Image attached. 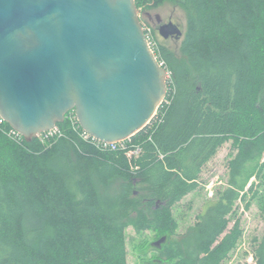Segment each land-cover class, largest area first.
Here are the masks:
<instances>
[{
  "label": "trees",
  "instance_id": "16d2710c",
  "mask_svg": "<svg viewBox=\"0 0 264 264\" xmlns=\"http://www.w3.org/2000/svg\"><path fill=\"white\" fill-rule=\"evenodd\" d=\"M165 2L181 8L186 28L178 55L159 42L154 52L170 77L156 116L131 136L138 158L84 141L67 119L73 110L45 144L16 143L0 128V264H127L129 227L166 238L150 246L156 264H223L236 249L238 204L248 195L264 204V0L135 5ZM228 142L226 186L171 240L173 207ZM253 259L264 264V235Z\"/></svg>",
  "mask_w": 264,
  "mask_h": 264
},
{
  "label": "water",
  "instance_id": "95a60500",
  "mask_svg": "<svg viewBox=\"0 0 264 264\" xmlns=\"http://www.w3.org/2000/svg\"><path fill=\"white\" fill-rule=\"evenodd\" d=\"M158 33L182 36L171 21ZM166 94L135 0H0V117L26 141L72 110L91 137L123 141Z\"/></svg>",
  "mask_w": 264,
  "mask_h": 264
},
{
  "label": "rangeland",
  "instance_id": "374dc122",
  "mask_svg": "<svg viewBox=\"0 0 264 264\" xmlns=\"http://www.w3.org/2000/svg\"><path fill=\"white\" fill-rule=\"evenodd\" d=\"M138 17L141 25L152 31L157 45L158 42L163 43L174 54H179L178 48L181 40L163 39L158 33L159 27L170 21L184 33L186 17L178 5L173 2H165L160 7L151 10L141 6L138 9ZM231 153V142H228L204 166L198 188L173 207L172 212L177 222V229L171 240L180 239L186 229L195 222L197 215L202 213L205 206L216 198V192L226 186L227 162ZM254 183L257 184V182ZM117 185L118 183H115L114 187ZM260 193H262V188ZM247 202L250 204L248 209L245 208ZM235 219L240 220L242 237L236 249L223 264H255L253 259L254 239L260 240L264 235V204L257 198L251 199L248 195L245 201L238 204L229 229ZM125 236L127 264H156L158 254L150 247L156 241L154 233L151 231L136 233L133 228L129 227L125 230Z\"/></svg>",
  "mask_w": 264,
  "mask_h": 264
},
{
  "label": "built area",
  "instance_id": "2783aa9c",
  "mask_svg": "<svg viewBox=\"0 0 264 264\" xmlns=\"http://www.w3.org/2000/svg\"><path fill=\"white\" fill-rule=\"evenodd\" d=\"M142 29H143V32H144V35H145V38H146V42H147L150 50L154 54V52H156V50H157V42L155 40V37L153 36V33H152V31L149 28L142 26ZM159 65L163 67V63L162 62H160ZM169 77H170V75L167 72V81L169 80ZM164 101H165V98L161 102L160 106L162 105V103ZM158 108L155 111V113H154L153 117L151 118V120L148 122V124L156 116ZM67 119L69 120L72 128L75 131H77L78 129L80 130V132H78V135L84 141L90 142L91 145H93L95 148H97L99 150H102V151L103 150L123 151L128 159H132V158L136 159V158L139 157V155L141 153V150H140L139 146L132 144L131 137H129V138L123 140V141L116 142V143L101 142V141H98L95 138L91 137L90 135H88L86 132H84L80 128V126H79V124L77 122L76 116L74 114V111H72L71 113L68 114ZM7 126L9 128H7ZM0 128H1L2 132L10 140H12V141H14L16 143H21L22 140H25V138L21 134H19L12 127H10L8 125V123L1 117H0ZM56 136H58V137L62 136V133H61V131L59 130V128L57 126H55L52 130L44 131V132H41V133L37 134L34 138L37 139L41 144H45L47 141L55 138Z\"/></svg>",
  "mask_w": 264,
  "mask_h": 264
}]
</instances>
